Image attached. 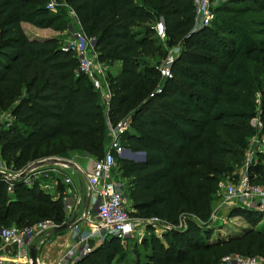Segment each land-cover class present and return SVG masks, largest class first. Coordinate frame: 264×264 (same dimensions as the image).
I'll use <instances>...</instances> for the list:
<instances>
[{"label": "trees", "instance_id": "obj_1", "mask_svg": "<svg viewBox=\"0 0 264 264\" xmlns=\"http://www.w3.org/2000/svg\"><path fill=\"white\" fill-rule=\"evenodd\" d=\"M62 2L72 12L77 31L90 40L96 62L118 65L117 74L106 79V116L98 93L77 71L74 53L62 51L57 37H29L21 27L27 24L59 34L69 29L64 10H46L47 0H0V110L6 109L10 118L0 126V160L18 172L42 152L44 157L73 152L98 159L104 152L107 124L123 120L133 103L130 127L120 143L126 151L143 153L144 160L114 159L126 183L130 210L173 227L180 223L181 212L203 223L187 220L179 229L164 230L160 238L147 226V236L140 241L142 261L137 254L122 258L120 240L109 237L74 264H218L234 254L264 258L262 231L248 229L209 241L212 232L204 223L217 178L240 163L243 140L253 132L249 125L253 114L242 98L250 91L249 63L264 56V40L238 31L237 22L217 23L219 13L244 8L224 2L213 10L208 27L194 29L192 0ZM240 2L264 12V0ZM158 21L165 41L180 46L170 66L171 77L159 88L157 68L149 64L164 55L162 41L153 31ZM259 24L254 34L264 31V19ZM153 87L159 92L149 97ZM247 172L251 182L262 181L264 171L258 163L252 162ZM231 210L229 216H239L248 225L263 215ZM45 219L65 221L60 197L52 198L35 182L27 187L22 180L14 181L7 194L0 177V228Z\"/></svg>", "mask_w": 264, "mask_h": 264}, {"label": "built area", "instance_id": "obj_2", "mask_svg": "<svg viewBox=\"0 0 264 264\" xmlns=\"http://www.w3.org/2000/svg\"><path fill=\"white\" fill-rule=\"evenodd\" d=\"M227 0H192L193 5V28L208 27L214 20L213 10L226 2ZM57 8V0H47L46 10L54 12ZM155 36L160 41L166 40L164 27L161 21L156 22L153 27ZM72 40L66 44H62V51H71L77 58V71L86 76L91 83L94 91L102 90V72L95 67L93 59L89 56L90 40L82 33L76 31L71 34ZM160 78L168 79L171 77L170 68L161 66L157 69ZM159 92L158 89L155 93ZM130 127L127 119L118 121L115 124H107L106 126V144L102 156L95 159L91 164L90 172L87 174L85 181L89 193H92L95 200V220L89 228L81 233L77 224L73 225L70 231V238L74 240V245L67 250V255L62 259L76 260L90 252L88 241L92 240L98 246L109 237L123 239L147 226L160 227L161 230L179 229V223L176 227L167 224L157 218L150 219H133L125 206L124 197L122 195L121 185L111 178V171L115 166V157H120L125 150L120 146V138ZM257 143V142H256ZM264 154V144L261 146ZM71 163V162H70ZM252 163L251 155H246L245 164L242 172L230 181H219L216 184V192L220 198L218 209L244 208L264 214V176L260 183L251 182L247 169ZM1 164V161H0ZM72 164V163H71ZM56 166V165H54ZM28 165L25 169L29 168ZM63 167V166H60ZM13 172L6 170L0 166V173L4 174L1 178L6 182L7 194L12 193V183L22 180V183L31 187L33 179L38 175L32 169L26 175L17 179V177L25 170ZM64 184L69 185L70 180L65 178ZM43 190L48 189L47 186L40 187ZM63 201H65L63 199ZM63 210L66 211L65 222L69 220L71 214L70 207L63 203ZM64 223V222H62ZM60 223V224H62ZM60 224H56L51 220L45 219L38 221L30 226L24 227H4L0 228V264H32L28 257V248L34 246L39 248L44 242V237ZM137 227V228H136ZM139 228V229H138ZM140 235V234H139ZM5 247H13L14 251L10 261L1 258V250ZM67 256V257H68ZM58 261L56 264H60ZM34 264L38 263L36 260ZM221 264H264V261L256 256L241 257L238 255L226 256L221 259Z\"/></svg>", "mask_w": 264, "mask_h": 264}, {"label": "rangeland", "instance_id": "obj_3", "mask_svg": "<svg viewBox=\"0 0 264 264\" xmlns=\"http://www.w3.org/2000/svg\"><path fill=\"white\" fill-rule=\"evenodd\" d=\"M226 2H227L226 4H230L232 2L236 3L235 5H233V8H244V9L234 10V11L225 12V13H219L217 15V23L237 22L238 24L236 27L238 28V31H242L245 34H248L249 35L248 37L251 39L264 40V31L261 33L258 32L256 34L252 32L254 29L257 30V28H259L257 26L260 25L259 22L264 19V12H260L259 10L257 11L256 9H252L250 4L248 3L243 4L240 2V0H227ZM62 10H64L63 20L65 22V26L66 28H69V29L68 30L65 29L59 34L56 32H53L50 29H36L27 24H21V27L24 30L25 34L29 37H36L34 34H38V35L39 34H49V35H53L59 38L62 44H66L72 40L71 34L72 32L77 31V25L75 23V19H74L72 12L63 5L62 0H57V8L54 12L63 13ZM161 46H162V50H164V55L160 58H153L149 60V64L156 67L157 69L160 68L161 66H168L170 68L171 63L180 53V46L179 44H172L166 41L162 42ZM88 54L93 59L95 67L98 68L102 72L103 79H102L101 85L102 87L104 86L106 87L107 75L109 77L115 76L118 72V65L116 63H111L110 65H107V64L100 65L99 63L96 62L95 57L91 50L88 51ZM161 79H160V82H159L160 85H158V88L161 86V83L163 82V79L162 80ZM249 79H250V91L247 94L243 95L242 104L243 106H248L251 110V114H253V117L249 120V125L252 128L253 132L248 137H245V139L243 140L244 145L239 150L241 153L240 163H237V164L235 163L233 165H230L232 172L219 176L216 180L218 182L219 181H230L232 177L238 176L243 170L247 154L251 155L252 162L258 163L264 171V154L261 153L263 151L261 146L264 144V134L262 132V126L264 122L263 121L264 114L262 111L264 109V56H260L256 61H253V62L250 61ZM156 89L157 87H153L152 90L148 93V96L150 97L151 96L150 93L155 92ZM100 100L102 99H99V102ZM133 107H134L133 103L128 105V114L124 119L129 120V114H131V112L133 111ZM7 122H10V118L7 115L6 109H2L0 110V126H2L4 123L6 124ZM211 130L216 131L218 133L219 132L222 133L221 131L217 130L214 127L211 128ZM120 146L123 148L122 143H120ZM72 153L73 152H69L65 155L53 156V157L45 156L47 157L45 158L44 153L42 152L43 156L31 162L29 166H32V164L34 163L45 161V160H50V159L65 160V161L70 162L69 160H67L65 156L72 155ZM95 159L97 158L89 156L90 161L93 162ZM132 162H135V161L132 160ZM0 166L5 168L7 171L9 170L4 166L2 161H1ZM53 168L54 166H43L35 170V173L36 174L38 173L39 175L37 174L38 175L37 178L33 179V183L35 182L40 187H43V186L48 187L52 181H50L49 178L46 177V175H44V172L50 169H53ZM111 178L116 180L122 187V195L124 197L125 206L129 212L130 217L136 220L142 219L141 217L137 216L134 212H132L129 208V203L127 199L125 198L126 183L124 179L120 178L116 163H115L114 168L111 171ZM208 201H209L208 202L209 210H208L207 219L204 223L206 224V228L208 230H211L212 232L209 241H215L217 239H224L230 236L239 235L244 230H248V229L260 230L264 233V214L260 216L257 220H255L254 224L248 225L246 221L239 216H236V217L229 216V213L233 212L231 209L229 210L227 209L219 210L218 209L220 198L216 191L215 192L214 190L212 191L211 196L209 197ZM187 220H191L199 224V226L203 224L199 222L193 216L189 215L188 213L181 212L179 214V222L181 224H180V227L178 228L183 227ZM149 227L152 230L154 229L151 226ZM79 230L81 233L85 232L84 230H81V229ZM142 230L143 228H140V230L135 232L133 235H130L123 239H119L120 246H121V252H122V255H121L122 258H126V259L134 258V255L137 254L139 260L142 261L144 251L140 247V241L143 238V236H147L145 234L146 229H144L143 233H142ZM155 230H158V235H159V231L161 230L159 228H156ZM63 233L64 232H61L56 235H61ZM53 236H50V237H53ZM160 236L161 235H159L158 238H160ZM50 237H47L46 240L51 239ZM71 240L74 242L73 239ZM70 243H71L70 247L75 246L74 243L72 242ZM70 247H65L64 250L60 252V254L57 257L56 262L61 261L60 264H74L76 261L84 257V256L79 257L76 260L72 258H70V260H67L69 259V256L67 255V250ZM88 247L90 248V252H91L95 247H97V245L95 244V242L90 240L88 241ZM13 251H14L13 247H8L5 249L3 254L6 255L8 253V255L10 256L11 254H13ZM235 255L245 257L239 254H234V256ZM64 256H66L67 259H62V257ZM256 257L264 261V258H262V256L257 255ZM218 264H221V260L219 261Z\"/></svg>", "mask_w": 264, "mask_h": 264}, {"label": "crops", "instance_id": "obj_4", "mask_svg": "<svg viewBox=\"0 0 264 264\" xmlns=\"http://www.w3.org/2000/svg\"><path fill=\"white\" fill-rule=\"evenodd\" d=\"M36 37L39 38H52L56 37L49 34H34ZM99 95V105L101 107L102 114L106 116L107 113V105H108V98H109V92L106 87H102V90L100 92H97ZM98 99V100H99ZM105 137H107V132L105 133ZM106 144V143H105ZM105 148V146H104ZM126 152V150H125ZM130 154H137L132 153L128 151ZM130 154H122L119 158L126 159L128 161L134 160L136 161V158H133L130 156ZM67 160H69L72 163L71 167H60V166H54L53 169H50L46 172H44V175L49 178L50 185L48 186V189H44L46 192H48L52 198L56 199L58 197L61 198L62 205L63 203L67 204L71 209V214L69 220L74 218V222H76L79 229L86 231L90 224L94 222L95 220V209H94V196L92 193H89L86 185L85 178L87 174L90 172L91 169V162L89 160V156H84L81 154L72 153V155L65 156ZM45 168V167H44ZM67 178L70 180L69 185L64 184V179ZM63 199L65 201H63ZM64 216L66 214V211L63 210ZM152 227V226H151ZM152 234L156 236L157 238L159 235L162 234V230L160 227H154L153 226ZM156 228H159L161 231L155 230ZM144 230H142L143 233ZM53 235H49L44 237V242L39 246L37 250V257L36 261L41 264H56V260L58 255L61 251L64 250L65 247H70L71 243L73 241L70 238V231H65L61 235H54L53 237H50ZM47 237H50L51 239H47ZM161 237V236H160ZM71 240V241H70ZM8 247H5L1 250V258H3L6 261H10L12 254L9 256L8 253L5 255L3 252Z\"/></svg>", "mask_w": 264, "mask_h": 264}, {"label": "water", "instance_id": "obj_5", "mask_svg": "<svg viewBox=\"0 0 264 264\" xmlns=\"http://www.w3.org/2000/svg\"><path fill=\"white\" fill-rule=\"evenodd\" d=\"M124 154H130L128 151L124 152ZM131 157L136 158L138 162H141L144 160V154L143 153H137V154H130ZM63 166V167H71L72 164L65 160H57V159H50L45 161H40L37 163L32 164L29 168L25 169L18 177L17 179L23 178L27 172H29L32 169H37L43 166ZM4 174L0 173V177H2ZM96 207V204H94V209ZM73 225H76V222H74V218L60 224L59 226L55 227L50 234L55 235L61 232L68 231ZM28 257L31 260L32 264H34L36 257H37V248L34 246H30L28 248Z\"/></svg>", "mask_w": 264, "mask_h": 264}]
</instances>
